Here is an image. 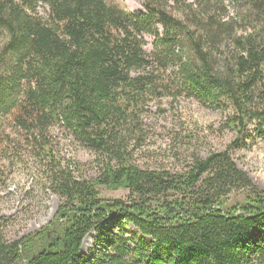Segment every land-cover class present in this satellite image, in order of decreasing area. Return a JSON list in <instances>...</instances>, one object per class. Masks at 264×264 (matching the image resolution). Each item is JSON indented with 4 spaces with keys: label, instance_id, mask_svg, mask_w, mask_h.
Segmentation results:
<instances>
[{
    "label": "trees",
    "instance_id": "obj_1",
    "mask_svg": "<svg viewBox=\"0 0 264 264\" xmlns=\"http://www.w3.org/2000/svg\"><path fill=\"white\" fill-rule=\"evenodd\" d=\"M141 1L131 12L116 0H0V158L11 146L43 157L60 199L52 222L20 240L0 215V264H264V190L229 149L178 170L135 158L144 112L164 96L229 110L224 128L252 124L264 140V0ZM56 126L95 153V178L53 156ZM111 216L118 230L82 254Z\"/></svg>",
    "mask_w": 264,
    "mask_h": 264
},
{
    "label": "rangeland",
    "instance_id": "obj_2",
    "mask_svg": "<svg viewBox=\"0 0 264 264\" xmlns=\"http://www.w3.org/2000/svg\"><path fill=\"white\" fill-rule=\"evenodd\" d=\"M123 9L135 12L144 10L141 0H116ZM43 11V10H42ZM1 44V40H0ZM152 41L146 50H151ZM145 143L135 155L138 165L144 168H165L178 170L189 162L192 154L207 157L213 151L229 149L237 166L245 170L262 190H264V140L255 134L254 126L247 127L245 134L223 127L229 110L203 106L195 98L180 95L154 99L144 112ZM253 134V139L246 136ZM51 140L55 145L57 159L80 162L74 167L76 175L95 178L99 173V162L95 153L83 147L69 133L51 129ZM236 140L237 143L235 142ZM48 163L25 146H11L8 154L0 158V215L10 219L5 236L12 241L31 234L50 224L58 210L60 199L45 182ZM99 193L109 199H129L126 189L99 187ZM115 217L106 218L83 240L81 253L94 254L98 238L105 228L113 232ZM114 227V229L112 228ZM128 234L136 228L127 224Z\"/></svg>",
    "mask_w": 264,
    "mask_h": 264
},
{
    "label": "built area",
    "instance_id": "obj_3",
    "mask_svg": "<svg viewBox=\"0 0 264 264\" xmlns=\"http://www.w3.org/2000/svg\"><path fill=\"white\" fill-rule=\"evenodd\" d=\"M145 39L147 40L148 44L146 46H149V42H151L153 40L152 36L149 35H145ZM146 48V47H145Z\"/></svg>",
    "mask_w": 264,
    "mask_h": 264
}]
</instances>
